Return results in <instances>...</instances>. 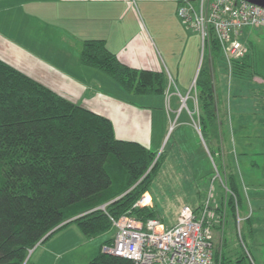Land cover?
<instances>
[{
	"label": "trees",
	"instance_id": "trees-1",
	"mask_svg": "<svg viewBox=\"0 0 264 264\" xmlns=\"http://www.w3.org/2000/svg\"><path fill=\"white\" fill-rule=\"evenodd\" d=\"M245 56L234 61L231 74L249 71ZM79 61L104 72L129 94L167 91L164 70L128 65L103 39L84 40ZM215 66L228 72L218 42L210 39L204 43L195 91L200 134L226 186L219 181L225 199L214 209L213 201L209 206L218 213L222 229L228 217L236 227L240 220L249 223L250 216L240 215L244 201L240 180L232 153L224 151ZM254 75L252 70L249 76ZM155 157L136 141L116 138L107 116L61 96L0 58V264H23L30 248L72 223L90 239L112 228L110 217L132 215L142 221L159 217L154 204L134 207L149 193L166 155L161 151ZM206 198L207 193L201 204L192 207L195 213ZM112 240L101 243L88 264H134L102 251ZM243 247L232 252L223 238L213 249V264H255Z\"/></svg>",
	"mask_w": 264,
	"mask_h": 264
},
{
	"label": "rangeland",
	"instance_id": "rangeland-1",
	"mask_svg": "<svg viewBox=\"0 0 264 264\" xmlns=\"http://www.w3.org/2000/svg\"><path fill=\"white\" fill-rule=\"evenodd\" d=\"M133 2L141 31L151 42L159 65L168 77L166 93L147 98L149 104L160 98L164 101V111L168 110L170 114L167 132L159 146L155 142L149 145L151 151L156 153L155 160L161 151L166 155L149 190L152 197L150 205L156 206L161 222L166 226L176 219L183 205L195 207L201 204L211 185L213 209L222 197L225 199L219 180L212 181L218 172L198 132V106L193 81L202 60L204 45L201 32L194 22L184 21L177 14V0ZM241 40L248 47L245 59L249 71L242 75L231 74L215 66L213 74L216 106L226 145L235 147L239 157V160L235 159L232 148H226L228 151L225 149L233 155V166L240 180L244 201L239 212L241 217L245 213H250L252 217L249 223L240 220L236 227L228 217L223 228L219 229L218 213L212 209L211 222L215 224L213 227L212 223L211 228L212 244L213 249L217 248L224 238L227 249L236 253L245 246L255 264H264V107L254 105L264 99V29L246 28ZM150 60L154 61L153 57ZM252 70L255 71L253 77L249 76ZM98 73L99 78H95L96 87H99L94 95L96 103L107 104L109 99L119 97V91L124 92L127 98L132 95L104 72L98 70ZM49 79L46 82H55L54 78ZM181 96L187 99L185 104H182ZM155 127L161 137L164 127L161 113L156 116ZM211 147H214L213 143ZM224 160H227V156ZM145 195L148 200L151 199L149 194ZM248 200L250 205L247 207ZM237 229H240L239 233ZM115 233L112 227L103 234L87 239L75 224H69L46 241L40 240L30 248L23 264H88L101 243Z\"/></svg>",
	"mask_w": 264,
	"mask_h": 264
},
{
	"label": "crops",
	"instance_id": "crops-1",
	"mask_svg": "<svg viewBox=\"0 0 264 264\" xmlns=\"http://www.w3.org/2000/svg\"><path fill=\"white\" fill-rule=\"evenodd\" d=\"M141 29L133 0H0L2 60L61 96L107 116L112 121L116 138L136 141L151 150L152 143L159 146L167 132L170 114L164 111V101L158 97L149 104L150 95H129L127 98L119 91V97L109 99L107 104L96 103L94 95L99 87H96L95 78H99L100 73L79 61L84 40L103 39L128 65L162 70L155 49ZM152 57L154 61L150 60ZM49 78H54L55 82H46ZM255 104L264 107V99ZM158 113L164 123L161 137L155 131ZM223 142L225 149L230 147L226 145V138ZM232 149L235 159L239 160L235 147ZM249 205L248 200L247 207ZM244 215L250 216V213Z\"/></svg>",
	"mask_w": 264,
	"mask_h": 264
},
{
	"label": "built area",
	"instance_id": "built-area-1",
	"mask_svg": "<svg viewBox=\"0 0 264 264\" xmlns=\"http://www.w3.org/2000/svg\"><path fill=\"white\" fill-rule=\"evenodd\" d=\"M177 4V14L184 21H193L200 30L203 45L210 39L218 42L229 73L234 61L247 53V45L241 40L244 30L264 29V7L246 0H177ZM180 99L186 103V98ZM215 177L220 179L219 173ZM219 181L226 189L223 180ZM212 197L211 185L199 213L183 205L174 223L166 226L160 217L144 221L132 215L110 217L116 233L102 251L131 259L134 264H213ZM140 205L141 200L134 207Z\"/></svg>",
	"mask_w": 264,
	"mask_h": 264
},
{
	"label": "water",
	"instance_id": "water-1",
	"mask_svg": "<svg viewBox=\"0 0 264 264\" xmlns=\"http://www.w3.org/2000/svg\"><path fill=\"white\" fill-rule=\"evenodd\" d=\"M246 1H249V2H251V3H254V4H257V5H260V6L264 7V0H246ZM200 64H201V61H200ZM199 68H200V65H199ZM198 71H199V69H197V72H196V75H195L194 81H195V79H196V76H197V74H198ZM200 136H201V134H200ZM201 138H202V137H201ZM72 219H73V218H72Z\"/></svg>",
	"mask_w": 264,
	"mask_h": 264
},
{
	"label": "bare ground",
	"instance_id": "bare-ground-1",
	"mask_svg": "<svg viewBox=\"0 0 264 264\" xmlns=\"http://www.w3.org/2000/svg\"><path fill=\"white\" fill-rule=\"evenodd\" d=\"M150 201H151V199L148 201V198H147L146 195H144V196L142 197V199H141V203H142L143 205H145V204H149Z\"/></svg>",
	"mask_w": 264,
	"mask_h": 264
}]
</instances>
